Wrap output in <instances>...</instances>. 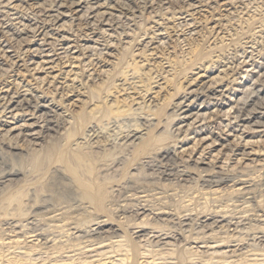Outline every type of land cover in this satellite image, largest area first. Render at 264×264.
Returning <instances> with one entry per match:
<instances>
[{"label": "bare ground", "instance_id": "1", "mask_svg": "<svg viewBox=\"0 0 264 264\" xmlns=\"http://www.w3.org/2000/svg\"><path fill=\"white\" fill-rule=\"evenodd\" d=\"M0 54V264H264V0H0Z\"/></svg>", "mask_w": 264, "mask_h": 264}, {"label": "rangeland", "instance_id": "2", "mask_svg": "<svg viewBox=\"0 0 264 264\" xmlns=\"http://www.w3.org/2000/svg\"><path fill=\"white\" fill-rule=\"evenodd\" d=\"M0 56H1V54H0ZM4 61H5V60H4ZM10 80H11V79H10ZM172 103H173V101L169 102V109L171 108V104H172ZM14 157H15V156H14ZM14 157H13V161H14V163L20 164V163H21L20 158H19V157L17 158V156H16L15 158H14ZM117 167H118V166H117ZM141 179H144V178H141ZM145 180H146V179H145ZM160 182L162 183V181H160ZM165 182H168V181H165ZM168 183H169V182H168ZM168 183H167V184H168ZM196 185H197V186H196ZM200 185H201L200 182H199V183H196V184L194 185L195 187L192 185L193 187L191 186V187H190L191 189L189 188V191H188V189H187V191H186V189H185V192L182 193L183 196L186 195V194H187V195H188V194H189V195L192 194L191 196H193V194H194V196H193L194 198H193L192 202L189 201V203H188V200H186V202H184L185 200L179 199V197H175V196H174V199H176V201H174V199L172 198L173 196L167 197L168 200L165 198V199L168 201V202H165V200H163V201L165 202V204L167 203L166 205H163V207H164V206H165V208L167 207L166 212L170 211V213H172V212L174 211V212H173V213H174L173 215H175V214H177L176 211H178V213L181 212L182 214H181V213H180V214L183 216V215L185 214L184 212H185V211H188V210H186V209H189V211L194 210V211H192V212H190V213L197 214V215L204 214L203 211H206V212H207V210H211V211H213V210L216 208V207H214V206H218V205H214L213 203H211L210 200H209L208 202H207V201L204 202L205 200H202V199H201L203 195L201 196V194H199V192H198V190H199V188H200ZM198 186H199V187H198ZM173 187H174V188H175V187L178 188V187L174 184V185H172V186H168L167 189L170 190V188H171V190H172ZM197 187H198V188H197ZM176 188H175V189H176ZM192 189H193V190H192ZM168 190H167V191H168ZM178 191H180V190H178ZM186 192H188V193H186ZM195 193H196V194H195ZM170 194L172 195L173 192H170L168 195H170ZM198 194H199V195H198ZM200 196H201V197H200ZM184 197H185V196H184ZM249 197H250V196H249ZM177 198H178V199H177ZM247 198H248V196H247ZM184 199H186V198H184ZM171 200H172V202H171ZM181 200H182V202H181ZM199 200H200V201H199ZM235 200H236V199H235ZM178 201H179V202H178ZM118 203H119V202H118ZM210 203H211V204H210ZM168 204H169V206H168ZM171 204H172V206H171ZM239 204L241 205V203H238L237 205H239ZM184 205H186V206H184ZM246 206H247V205H246ZM246 206H243V207H246ZM169 207L172 208L173 210H172V209L169 210ZM173 207H174V208H173ZM175 207H176V208H175ZM187 207H188V208H187ZM115 208H116V207H115ZM246 208H248V209H247V211H248L249 208H250V210H251L253 207L251 208V207H248V206H247ZM246 208H245L244 210H242V211H246ZM174 209H175V210H174ZM191 209H192V210H191ZM203 209H205V210H203ZM206 209H207V210H206ZM212 209H213V210H212ZM240 209H241V208H240ZM108 210H110V209H108ZM111 210H114V208L111 209ZM111 210L108 211V212H111L112 215H113V212H114V214H116V215L118 214V215L120 216L121 220H123L122 218H123L124 216L127 215V210H126V212H124V216H122L123 213H122V212H119V210H117L118 212L116 211V213H115V210H114V211H111ZM250 210H249L248 214H249V216L251 215V216H250L251 218H253V217H252L253 211L251 212ZM201 211H202L203 213H202ZM242 211H241V212H242ZM194 212H195V213H194ZM196 212H197V213H196ZM206 212H205V214H206ZM209 212H210V211H209ZM209 212H208V213H209ZM250 212H251V213H250ZM111 213H110V214H111ZM168 213H169V212H168ZM199 213H200V214H199ZM125 214H126V215H125ZM248 214H246V215H248ZM259 214L262 215L263 213H260V212H259ZM116 215H113V216H112V222H111L112 225L106 227V229H105L106 231L111 232V230H109L110 227H113L114 225H119V226L121 225V224H118V222H116V220H117V216H116ZM178 215H179V214L175 215L176 217L173 216V218L170 217L171 219H169L167 216H165L166 218L169 219L170 222H169L168 219H167V220H166L167 222H165V221L163 222V223L165 224L166 228L163 227V224H162V227L165 228L166 230H169V229L172 230V228H173L174 226H176L177 223H178L179 220H180V219H177ZM181 215H180V216H181ZM242 215L245 216V214H242ZM153 216H154V215H151L150 218H152ZM165 217H164V219H165ZM254 218H255V217H254ZM172 220H173V221H172ZM176 220H177V221H176ZM174 221H175V222H174ZM122 222H123V221H122ZM148 222L150 223L151 220H149ZM173 222H174V223H173ZM176 222H177V223H176ZM166 223H167V224H166ZM171 223H172V224H171ZM173 224H174V225H173ZM175 224H176V225H175ZM256 224L258 225L259 223H256ZM168 226H169V228H167ZM171 227H172V228H171ZM177 227H179V226H176V228H177ZM93 228H96V226L93 227ZM174 228H175V227H174ZM174 228H173V230H175ZM259 228H260V226H259V227L256 226L255 228L253 227L254 232L251 231L248 235H250V234L252 235V233H253L254 235H260V233H259L258 231L261 230V229H259ZM113 229H117V227L114 226ZM122 229H123V231H125V228H122ZM258 229H259V230H258ZM173 230H172V231H173ZM256 230H258V231L256 232ZM109 234L112 235V233H109ZM115 234H118V233H115ZM78 235L81 236V235H83V233H78L76 236H78ZM106 235H108V233H105V234H104V236H106ZM63 240H65V239H63ZM63 240H61V241H63ZM115 240H116V239H114L113 241H115ZM24 241H25V238H20V240H19L20 243H23ZM6 242H9V241L7 240ZM26 242H27V245H32V244H33V245H39V244H40V239H39V240H36V238L33 237V238H29V239H27ZM107 243L110 244V242H107ZM107 243H106V245H108ZM104 244H105V243H104ZM106 245H103V246L106 247ZM174 245H175V244H174ZM182 245H183V244H182ZM199 245H200V244L192 243L191 246H190L191 248L189 247V249L192 250L193 252H194V251H197V250H198L197 247H200V246H201V245H200V246H199ZM169 248H171V247H169ZM175 248H176V247H173V249H175ZM177 248H178V250H181V249H182V248H179V247H177ZM12 250H13V249H12ZM12 250H11V251H12ZM176 250H177V249H176ZM228 250H231V249H228ZM198 251H199V250H198ZM12 252H13V251H12ZM16 252H17V251H16ZM95 254H96V253H95ZM92 255H94V254H92ZM38 257H40V256H37V255L34 256V258H38ZM43 257H46V255L44 254ZM96 259H98V258H94V260H96ZM38 261H40V259L37 260V262H38ZM37 262H36V263H37Z\"/></svg>", "mask_w": 264, "mask_h": 264}]
</instances>
